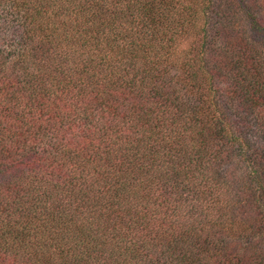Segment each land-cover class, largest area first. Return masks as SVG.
Here are the masks:
<instances>
[{"label":"trees","instance_id":"obj_1","mask_svg":"<svg viewBox=\"0 0 264 264\" xmlns=\"http://www.w3.org/2000/svg\"><path fill=\"white\" fill-rule=\"evenodd\" d=\"M0 264H264V0H0Z\"/></svg>","mask_w":264,"mask_h":264}]
</instances>
